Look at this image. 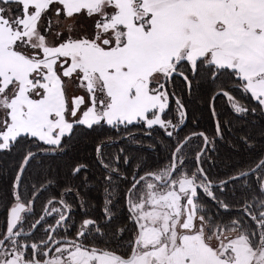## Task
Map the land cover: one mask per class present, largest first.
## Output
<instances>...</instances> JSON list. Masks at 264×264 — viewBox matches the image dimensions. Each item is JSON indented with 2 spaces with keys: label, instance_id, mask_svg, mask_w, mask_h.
<instances>
[{
  "label": "snow or ice",
  "instance_id": "obj_1",
  "mask_svg": "<svg viewBox=\"0 0 264 264\" xmlns=\"http://www.w3.org/2000/svg\"><path fill=\"white\" fill-rule=\"evenodd\" d=\"M177 79L189 95L194 85L210 86L214 136L179 137L187 109ZM233 88L264 112V0H0V152L29 145L12 180L0 264H264V156L232 166L217 183L203 167L223 139L215 100L226 98L237 115L257 110L241 105ZM69 89L84 94L70 96ZM173 101L176 122L168 116ZM136 124L148 135L158 127L174 143L161 168L137 166L132 174L124 206L134 234L126 245L127 225L113 226L119 200L113 178H129L119 156L116 167L105 162L103 145L96 153L107 172L105 223L84 218L69 238L71 205L62 197L72 193L66 190L25 230L36 194L47 187L32 185L33 199H25V174L39 153L62 149L77 127ZM197 136L203 146L189 172V142ZM85 168L74 166L72 175ZM238 190L237 216L225 221L219 210L233 211L229 198ZM53 215L55 224L45 227ZM37 227L43 235L34 240Z\"/></svg>",
  "mask_w": 264,
  "mask_h": 264
},
{
  "label": "trees",
  "instance_id": "obj_2",
  "mask_svg": "<svg viewBox=\"0 0 264 264\" xmlns=\"http://www.w3.org/2000/svg\"><path fill=\"white\" fill-rule=\"evenodd\" d=\"M182 82L177 79L176 91L182 96L185 108L187 109V119L179 131V137L183 139L189 133L194 131H203L209 137L215 135V123L210 112L211 91L207 83H201L198 87L193 86L191 95L181 93ZM231 94L243 106L251 109L257 108L256 112L249 111L247 114H234L226 98L218 97L215 100L216 112L219 115L221 128L223 130V139H216L215 151L209 152L208 156L212 164L204 163L203 167L208 171L209 178L216 182L226 178V174L232 171V166L243 163L255 162L264 154V112L251 99L250 95L245 96L240 90L233 88ZM171 116L175 121V103L170 105ZM143 125L136 124L129 126L128 129L120 128L118 130L105 126L97 128L95 131L77 127L74 134L69 138L66 136L62 141V149L58 153L38 154L37 158L30 164L25 174V182L29 185L28 196L25 199H33L32 185L41 189L46 185V190H40L34 200V215L27 216L24 222V228L28 229L35 217H38L44 203L47 199L56 197L61 198L66 190L71 191V195H63V199L71 205V221L67 234L72 235L78 228L82 220L86 217H92L96 221L104 220L106 170L101 166L97 158L96 147L103 145L101 151L106 163L116 167V157L119 156V170L122 175H127L128 180L113 178V187H116L115 196L119 197L118 202L114 199L115 219L113 226L127 225L122 244L127 242L133 236L132 226L128 223V213L125 209L124 193L131 185L130 180L137 166H141V171L158 170L161 168L170 156L169 147L174 143V139L164 135L163 130L158 127L151 130L148 135ZM248 137L249 143L253 146L249 148L243 143L242 138ZM190 143L188 156L186 159V168L190 172L195 169V153L203 144V139L195 137ZM29 147L25 144L13 148L11 152H0V172L5 174L0 182V229L6 226L7 207L12 201V180L16 174V169L24 151ZM46 147V146H44ZM33 151H36L33 148ZM128 157V164L125 165L124 157ZM83 164L86 168L79 174L73 176L74 166ZM10 177V178H9ZM9 178V179H8ZM50 182V183H49ZM78 193V195H77ZM242 193L238 190L236 198L230 199L233 211L225 212L219 210L220 216L229 221L236 218L235 211L237 201L242 198ZM200 200L211 212H216V205L208 200L203 194ZM83 202V207H81ZM59 207L57 203L54 205ZM57 217L55 215L47 218L45 227L52 225ZM74 222V226H72ZM105 231H111L106 228ZM75 234V233H74ZM43 235V229L38 227L33 239L40 238ZM125 248H120L124 252Z\"/></svg>",
  "mask_w": 264,
  "mask_h": 264
},
{
  "label": "flooded vegetation",
  "instance_id": "obj_3",
  "mask_svg": "<svg viewBox=\"0 0 264 264\" xmlns=\"http://www.w3.org/2000/svg\"><path fill=\"white\" fill-rule=\"evenodd\" d=\"M77 95H83V93L79 92ZM198 132H201V130H200V131H194V132H192V133H198ZM202 132H203V131H202ZM190 134H191V133H189L188 135H190ZM188 135H186V136H188ZM186 136H185V137H186ZM202 146H203V144H202ZM46 147H47V146H46ZM47 152H48V153H58L59 150H54V151H53V150H50V151H46V152H44V153H47ZM263 156H264V154H263ZM4 175H5V174H3V172H0V182L2 181L1 179H2V177H3ZM9 178H10V177H9ZM9 178H8V179H9ZM213 182H214V181H213ZM217 182H219V181H216V182H214V183H217ZM130 186H131V185H130ZM130 186H129V187H130ZM129 187H128V188H129ZM127 190H128V189H127ZM127 190H126V191H127ZM39 193H40V192H39ZM50 199L59 200L60 198L53 197V198H50ZM50 199H47V200L45 201L44 206L42 207V209H41V211H40V214L38 215V217H35V218H34V220H33L32 223H34L35 220L38 219V218L40 217V215L43 214V209H44V207L47 205V202H48ZM11 202H12V201H11ZM10 204H11V203H10ZM0 210H2V207H0ZM22 215H24V214H22ZM57 218H58V217H57ZM57 218H56V219H57ZM86 218L94 219V218H92V217H86ZM56 219H55V220H56ZM6 220H7V217H6ZM55 220H54V222L52 223V225L55 224ZM94 220H96V219H94ZM98 222H99L100 224H104V223H105V220H103V221H98ZM79 226H80V225H79ZM79 226H78V228H79ZM5 227H6V226H5ZM5 227H4V228H5ZM4 228L2 227V228L0 229V231H2ZM78 228H77V229H78ZM28 229H29V228H28ZM28 229H25V230L27 231ZM37 229H38V227H37ZM37 229H36V230H37ZM77 229H76V230H77ZM36 230H35V232H36ZM76 230H75V232H74L75 234H76ZM35 232H34V234H35ZM74 233H73L72 235H70V236H69L68 234H67V235L69 236V238H71V237H74V236H75ZM34 234H33V236H34ZM62 234H63V233H62ZM34 240H38V238H36V239H34Z\"/></svg>",
  "mask_w": 264,
  "mask_h": 264
},
{
  "label": "rangeland",
  "instance_id": "obj_4",
  "mask_svg": "<svg viewBox=\"0 0 264 264\" xmlns=\"http://www.w3.org/2000/svg\"><path fill=\"white\" fill-rule=\"evenodd\" d=\"M79 92L83 93L82 91H74L73 89H69V95L71 96L72 94H78ZM84 94V93H83Z\"/></svg>",
  "mask_w": 264,
  "mask_h": 264
},
{
  "label": "water",
  "instance_id": "obj_5",
  "mask_svg": "<svg viewBox=\"0 0 264 264\" xmlns=\"http://www.w3.org/2000/svg\"><path fill=\"white\" fill-rule=\"evenodd\" d=\"M199 133V132H198Z\"/></svg>",
  "mask_w": 264,
  "mask_h": 264
}]
</instances>
